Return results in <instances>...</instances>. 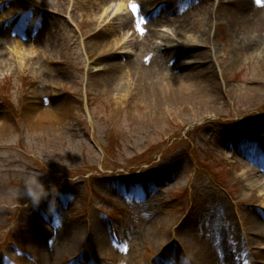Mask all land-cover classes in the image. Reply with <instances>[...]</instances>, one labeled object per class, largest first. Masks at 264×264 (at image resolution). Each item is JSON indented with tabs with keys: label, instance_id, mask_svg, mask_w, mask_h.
Returning a JSON list of instances; mask_svg holds the SVG:
<instances>
[{
	"label": "rangeland",
	"instance_id": "rangeland-1",
	"mask_svg": "<svg viewBox=\"0 0 264 264\" xmlns=\"http://www.w3.org/2000/svg\"><path fill=\"white\" fill-rule=\"evenodd\" d=\"M137 2L0 0V264H203L196 254L217 241L233 264H264V97L245 91L264 88V69L207 59L205 99L158 107L142 86L165 73L168 43L221 58L252 33L231 0H153L144 26H107L111 11L132 20ZM28 175L57 193L34 205Z\"/></svg>",
	"mask_w": 264,
	"mask_h": 264
},
{
	"label": "bare ground",
	"instance_id": "bare-ground-1",
	"mask_svg": "<svg viewBox=\"0 0 264 264\" xmlns=\"http://www.w3.org/2000/svg\"><path fill=\"white\" fill-rule=\"evenodd\" d=\"M130 1V0H129ZM135 1V0H133ZM140 3L139 6L134 10V14H130L132 17V20L128 19L127 21L121 20L117 15L120 14V12L117 11H111L109 16H113L110 19L109 24L107 25L109 28L112 27L115 30L119 28L120 26H126V25H131L132 27L135 26V24L139 23L140 26H144L142 22H140V17L142 13H139L141 11V8L143 9L146 7V5L151 6L153 0H137ZM152 1V2H151ZM255 2V6L251 4V0H231L233 4H235V7L237 10L234 13V16L236 15L237 18L234 20L235 24L238 23L240 24V30L244 29V31L249 30V32L252 33V36L250 37L249 41L246 42L245 40L239 39L237 42H233L231 44L230 50L228 53L230 54H224L221 58H218L221 56L217 52H213V50L208 46L207 48H199L198 50H193L195 47H190V46H180L178 49L179 54L178 55H173L174 51L168 45L164 48V52L162 55L159 57L161 60V68L165 71L162 77L159 78L156 82H150V83H145L143 86V90L145 93V98L148 101L149 105H153L158 107V99H168V97L171 98V100H174L177 104H179L180 101L183 100H188V101H199L201 99H205V93L207 94L206 97L208 96L209 92L207 89L202 87V85H198L200 81L196 80V77L199 78L201 76L206 75L207 73L216 76V72L212 70V66H206L204 69L199 70V66L201 64L207 63V59H210L208 64L211 63L213 65L214 61L217 62L218 67L223 70L226 67H233V63H237L241 60H244L245 58H253L257 60L258 66H256L254 69L256 71L260 69H264V57L260 55L262 49L264 50V0H253ZM144 2L145 6L142 4ZM229 2V3H231ZM124 7V4L120 2L119 6L117 9H122ZM159 22V21H158ZM108 23V22H107ZM249 24L250 26H248ZM98 26V22H97ZM108 27H103L104 29ZM146 27V26H145ZM113 33V31H112ZM135 32L131 34L134 35ZM209 32L206 31V29H202L201 32H199L198 37H199V43L203 45H208V43L204 40L207 39L205 36L208 35ZM93 36V33H91ZM96 35V33H95ZM100 33H97V36H99ZM1 36V34H0ZM9 38V37H8ZM3 39V37H2ZM12 42L11 48L13 49V53L11 56H15L16 54H19L21 58L24 57L25 51L17 45L13 46V43H15L14 39H10ZM20 43V41H17V44ZM1 44V43H0ZM132 45V42H130ZM25 47V45H24ZM105 47V45L103 46ZM132 47L133 49H137L136 45L129 46ZM172 51V52H171ZM5 56L7 58V51L5 52ZM11 53V52H9ZM30 52H28L29 54ZM3 51L0 49V58H2ZM192 55L193 58H189L188 56ZM155 61L158 60V56H156ZM170 60H172L170 62ZM221 60V61H220ZM120 63L118 64H107L105 65L104 68H106L109 72L112 73V68L117 67ZM207 68H211L210 70ZM92 69H94L92 67ZM142 69L145 70L144 67ZM191 77L193 81L191 83H186L185 78ZM206 82H209L208 79L205 80ZM246 81V80H245ZM140 82V81H138ZM110 85H107L111 92L115 95V99L119 100L122 98V95L120 94V90L114 88L113 82L109 83ZM130 84V83H129ZM128 84V85H129ZM245 84H249V86L246 87V93L249 94V97L253 100H260V98L264 97V88L262 87L263 84L262 82H259L257 80H247ZM262 85V86H260ZM140 84L137 82L132 83V87L134 89H139L142 88ZM214 90V89H213ZM212 90V91H213ZM147 91H149L148 96ZM125 96V95H124ZM157 104V105H154ZM165 109V108H164ZM54 112V111H53ZM52 113V112H51ZM54 114V113H52ZM47 115L45 118H50ZM242 142L246 143L247 139L242 138ZM241 147L244 145L241 144ZM248 146V145H247ZM240 147V146H238ZM252 146L248 147L247 149H250ZM245 151L246 149H242L241 151ZM260 197V195L258 196ZM255 224L252 225L253 227H258L260 226V222L255 220ZM257 224V225H256ZM166 230L162 229L160 230V234L164 236V234H167L165 232ZM165 235L164 237H166ZM214 240V239H213ZM214 243V241H213ZM158 247H160L158 245ZM209 252H205L202 254V252L197 253L196 256H198L199 260L203 262V264H233L232 261H230V257L225 253V248L223 247L222 243L217 241L214 247H209L208 248ZM169 253H173L170 251H164L163 253L160 254L158 260L166 259L165 257H168ZM175 254V253H174ZM173 254V255H174Z\"/></svg>",
	"mask_w": 264,
	"mask_h": 264
},
{
	"label": "clouds",
	"instance_id": "clouds-1",
	"mask_svg": "<svg viewBox=\"0 0 264 264\" xmlns=\"http://www.w3.org/2000/svg\"><path fill=\"white\" fill-rule=\"evenodd\" d=\"M40 175H28L24 178V193L31 199L34 205H38L39 202L47 197L49 193H57L55 186L51 189L45 187L43 182L39 179Z\"/></svg>",
	"mask_w": 264,
	"mask_h": 264
}]
</instances>
